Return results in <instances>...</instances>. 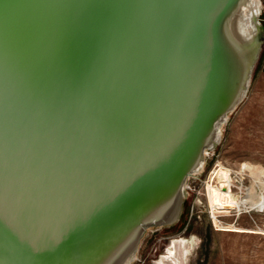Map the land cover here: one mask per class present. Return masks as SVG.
Returning a JSON list of instances; mask_svg holds the SVG:
<instances>
[{
    "label": "water",
    "instance_id": "obj_1",
    "mask_svg": "<svg viewBox=\"0 0 264 264\" xmlns=\"http://www.w3.org/2000/svg\"><path fill=\"white\" fill-rule=\"evenodd\" d=\"M262 11L0 0V264H132L177 225L248 92Z\"/></svg>",
    "mask_w": 264,
    "mask_h": 264
},
{
    "label": "rangeland",
    "instance_id": "obj_2",
    "mask_svg": "<svg viewBox=\"0 0 264 264\" xmlns=\"http://www.w3.org/2000/svg\"><path fill=\"white\" fill-rule=\"evenodd\" d=\"M260 19L264 25V13ZM263 59L264 43L221 141L187 181L181 221L148 229L132 264H159L173 241L182 240L181 264H264V208H258L264 199Z\"/></svg>",
    "mask_w": 264,
    "mask_h": 264
},
{
    "label": "bare ground",
    "instance_id": "obj_3",
    "mask_svg": "<svg viewBox=\"0 0 264 264\" xmlns=\"http://www.w3.org/2000/svg\"><path fill=\"white\" fill-rule=\"evenodd\" d=\"M255 7H256L255 11L257 12V6L255 5ZM250 15H251V13H250ZM253 206L255 207V205H253ZM258 208H260V209L264 208V199L260 202ZM181 242H183V240L182 241H173V243L171 244V250L169 252L170 255L169 256L163 255V257L160 258L159 264H181L183 261V260L182 261L180 260L181 259L180 257L183 254V251H182L183 250V244Z\"/></svg>",
    "mask_w": 264,
    "mask_h": 264
},
{
    "label": "crops",
    "instance_id": "obj_4",
    "mask_svg": "<svg viewBox=\"0 0 264 264\" xmlns=\"http://www.w3.org/2000/svg\"><path fill=\"white\" fill-rule=\"evenodd\" d=\"M262 70L264 71V59H263V62H262Z\"/></svg>",
    "mask_w": 264,
    "mask_h": 264
},
{
    "label": "built area",
    "instance_id": "obj_5",
    "mask_svg": "<svg viewBox=\"0 0 264 264\" xmlns=\"http://www.w3.org/2000/svg\"><path fill=\"white\" fill-rule=\"evenodd\" d=\"M262 3H263V11H262V14L264 13V0H262Z\"/></svg>",
    "mask_w": 264,
    "mask_h": 264
}]
</instances>
